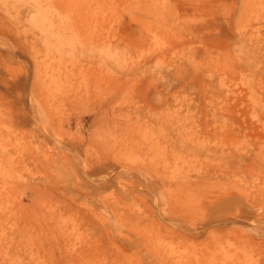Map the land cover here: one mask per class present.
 I'll return each mask as SVG.
<instances>
[{"label": "rangeland", "instance_id": "1", "mask_svg": "<svg viewBox=\"0 0 264 264\" xmlns=\"http://www.w3.org/2000/svg\"><path fill=\"white\" fill-rule=\"evenodd\" d=\"M263 208L264 0H0V264H264Z\"/></svg>", "mask_w": 264, "mask_h": 264}, {"label": "bare ground", "instance_id": "2", "mask_svg": "<svg viewBox=\"0 0 264 264\" xmlns=\"http://www.w3.org/2000/svg\"><path fill=\"white\" fill-rule=\"evenodd\" d=\"M261 156V154L259 153V152H257V154L255 155V158H259ZM259 163V162H258ZM230 191V190H229ZM229 191H227V192H229ZM213 197H210V199H212ZM204 199H206V198H204ZM262 214H264V208H263V211H262ZM6 243H10V241H7V242H2V241H0V256L1 257H4V256H9L10 254H11V250H12V246L11 245H4V244H6ZM2 252L4 253V254H2ZM0 262H2V261H0ZM13 262L10 260L9 261V264H12Z\"/></svg>", "mask_w": 264, "mask_h": 264}]
</instances>
